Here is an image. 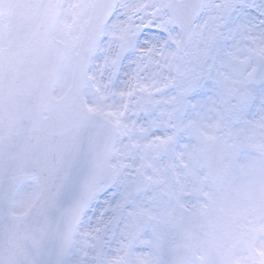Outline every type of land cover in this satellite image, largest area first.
Segmentation results:
<instances>
[{
	"label": "snow or ice",
	"instance_id": "6c2138e0",
	"mask_svg": "<svg viewBox=\"0 0 264 264\" xmlns=\"http://www.w3.org/2000/svg\"><path fill=\"white\" fill-rule=\"evenodd\" d=\"M0 264H264V0H0Z\"/></svg>",
	"mask_w": 264,
	"mask_h": 264
},
{
	"label": "rangeland",
	"instance_id": "374dc122",
	"mask_svg": "<svg viewBox=\"0 0 264 264\" xmlns=\"http://www.w3.org/2000/svg\"><path fill=\"white\" fill-rule=\"evenodd\" d=\"M150 31H154V29H151Z\"/></svg>",
	"mask_w": 264,
	"mask_h": 264
}]
</instances>
